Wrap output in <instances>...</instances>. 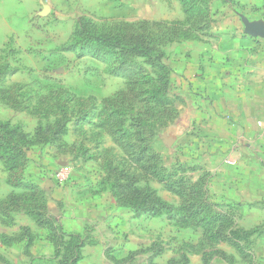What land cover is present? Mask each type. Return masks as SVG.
Returning a JSON list of instances; mask_svg holds the SVG:
<instances>
[{
	"label": "rangeland",
	"instance_id": "1",
	"mask_svg": "<svg viewBox=\"0 0 264 264\" xmlns=\"http://www.w3.org/2000/svg\"><path fill=\"white\" fill-rule=\"evenodd\" d=\"M38 18L0 49V223L48 231L57 264L255 261L257 213L221 204L200 167L178 51L243 35L264 0H60Z\"/></svg>",
	"mask_w": 264,
	"mask_h": 264
},
{
	"label": "crops",
	"instance_id": "2",
	"mask_svg": "<svg viewBox=\"0 0 264 264\" xmlns=\"http://www.w3.org/2000/svg\"><path fill=\"white\" fill-rule=\"evenodd\" d=\"M59 2L0 0V49L13 36L25 37L29 24ZM200 51L189 59L178 51V86L191 100L189 122L205 152L199 164L211 175V190L221 204H241L245 213H257L243 234L251 238L246 250L255 255L251 264H264V141L257 126L264 119V39L227 36ZM22 226L32 227V242L20 236ZM34 230L31 223H0V264H57L51 234ZM71 230L65 225V232Z\"/></svg>",
	"mask_w": 264,
	"mask_h": 264
},
{
	"label": "trees",
	"instance_id": "3",
	"mask_svg": "<svg viewBox=\"0 0 264 264\" xmlns=\"http://www.w3.org/2000/svg\"><path fill=\"white\" fill-rule=\"evenodd\" d=\"M99 39H103L107 41L113 40L115 42L114 49H118V46H123V45L126 46L129 42H131V45L127 46V50H125L127 52V55L131 57L150 56L153 55L155 52L150 42L144 43L142 36H132L131 38H120V37H110L108 35H105V36H101ZM102 45L104 46L105 44ZM106 52L110 53L111 49L106 50ZM160 57L161 56L159 55H155V58L157 60H159ZM28 238L31 239V236Z\"/></svg>",
	"mask_w": 264,
	"mask_h": 264
},
{
	"label": "water",
	"instance_id": "4",
	"mask_svg": "<svg viewBox=\"0 0 264 264\" xmlns=\"http://www.w3.org/2000/svg\"><path fill=\"white\" fill-rule=\"evenodd\" d=\"M244 33L252 38L264 39V21L250 22L248 20L243 21Z\"/></svg>",
	"mask_w": 264,
	"mask_h": 264
},
{
	"label": "built area",
	"instance_id": "5",
	"mask_svg": "<svg viewBox=\"0 0 264 264\" xmlns=\"http://www.w3.org/2000/svg\"><path fill=\"white\" fill-rule=\"evenodd\" d=\"M257 126L259 128V137L264 141V119L257 121Z\"/></svg>",
	"mask_w": 264,
	"mask_h": 264
}]
</instances>
